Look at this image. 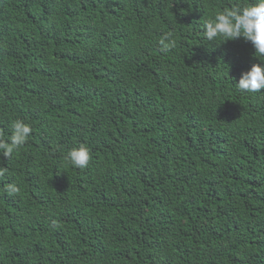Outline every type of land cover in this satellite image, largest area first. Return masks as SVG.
<instances>
[{"label": "trees", "instance_id": "16d2710c", "mask_svg": "<svg viewBox=\"0 0 264 264\" xmlns=\"http://www.w3.org/2000/svg\"><path fill=\"white\" fill-rule=\"evenodd\" d=\"M247 3L0 0V264H264L260 61L201 28Z\"/></svg>", "mask_w": 264, "mask_h": 264}, {"label": "clouds", "instance_id": "9594fccd", "mask_svg": "<svg viewBox=\"0 0 264 264\" xmlns=\"http://www.w3.org/2000/svg\"><path fill=\"white\" fill-rule=\"evenodd\" d=\"M202 35L208 42L216 40H236L243 38L251 42L255 52L254 58L260 63L253 64L247 71L240 75L237 89L241 93H260L264 90V0H249L242 6L226 7L208 16L201 25ZM162 50L174 46L171 33L165 34L159 41ZM233 79H235L233 77ZM32 129L22 120H13L10 124V135L5 139L0 133V154L11 157L14 151L20 149L28 140ZM66 161L74 168L85 169L89 166L91 152L88 147L81 144L70 149L65 157ZM6 169H0L3 176ZM6 191L17 193L18 186L13 183L6 186Z\"/></svg>", "mask_w": 264, "mask_h": 264}]
</instances>
